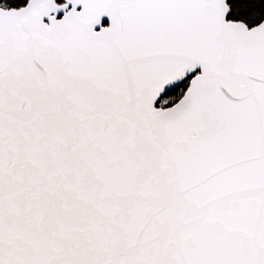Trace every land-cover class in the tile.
<instances>
[{
  "label": "snow or ice",
  "instance_id": "obj_1",
  "mask_svg": "<svg viewBox=\"0 0 264 264\" xmlns=\"http://www.w3.org/2000/svg\"><path fill=\"white\" fill-rule=\"evenodd\" d=\"M0 264H264V0H0Z\"/></svg>",
  "mask_w": 264,
  "mask_h": 264
}]
</instances>
